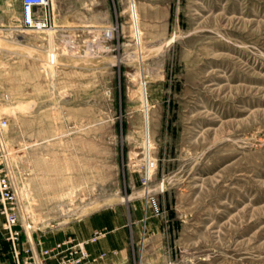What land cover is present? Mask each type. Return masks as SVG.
Segmentation results:
<instances>
[{
  "label": "rangeland",
  "instance_id": "rangeland-1",
  "mask_svg": "<svg viewBox=\"0 0 264 264\" xmlns=\"http://www.w3.org/2000/svg\"><path fill=\"white\" fill-rule=\"evenodd\" d=\"M50 15L60 35L0 31L24 241L264 264V0H50Z\"/></svg>",
  "mask_w": 264,
  "mask_h": 264
},
{
  "label": "built area",
  "instance_id": "built-area-1",
  "mask_svg": "<svg viewBox=\"0 0 264 264\" xmlns=\"http://www.w3.org/2000/svg\"><path fill=\"white\" fill-rule=\"evenodd\" d=\"M22 31L38 33L54 32L51 25L50 0H21V26L12 28L10 33L17 35ZM55 55H49V64H54ZM7 126V120L0 116V132ZM1 140V139H0ZM0 218L3 219L1 231L10 244L14 257L13 264H94L103 257H91L86 249L88 243H94L100 236L95 234L88 241L74 238L56 242L49 248H43L35 241L26 248L22 244V228L19 218L18 199L5 169V155L0 141ZM23 254V255H22Z\"/></svg>",
  "mask_w": 264,
  "mask_h": 264
},
{
  "label": "crops",
  "instance_id": "crops-1",
  "mask_svg": "<svg viewBox=\"0 0 264 264\" xmlns=\"http://www.w3.org/2000/svg\"><path fill=\"white\" fill-rule=\"evenodd\" d=\"M7 4H8L7 0H0V31L1 32H10L12 29L10 24L11 20L7 14V9H8ZM12 18H16L18 22H21V0H15V9L13 7ZM61 32H62L61 28L55 27L54 33L60 35ZM77 32L80 33L81 30L77 29ZM2 222L3 219L0 218V264H13L14 257L11 251L10 244L4 239L2 235V231H1ZM68 238H74L77 239L78 241H84L85 239H87L85 238V236H81V237L75 236ZM113 238L115 240V243L117 244L116 247L113 244V242H111L109 236L99 237V239H97L96 242L88 243L86 245V249L91 255V257L96 258L100 255H103V257L94 264H134L135 260H134L133 252L129 253L126 250H122L118 245L119 238L116 236H114ZM65 239L66 238L46 244L41 243V246L43 248H49L53 246L56 242ZM21 240H22V244L20 247L22 248H26L28 247V245L30 244L32 245V243H34L33 241L25 242L24 241L25 236L23 234ZM88 240L89 239H87V241Z\"/></svg>",
  "mask_w": 264,
  "mask_h": 264
},
{
  "label": "bare ground",
  "instance_id": "bare-ground-1",
  "mask_svg": "<svg viewBox=\"0 0 264 264\" xmlns=\"http://www.w3.org/2000/svg\"><path fill=\"white\" fill-rule=\"evenodd\" d=\"M54 60H55V56H53ZM145 99V95L143 96V100Z\"/></svg>",
  "mask_w": 264,
  "mask_h": 264
}]
</instances>
